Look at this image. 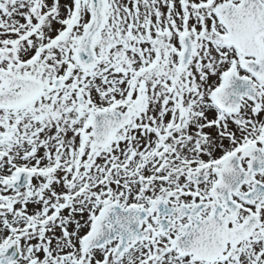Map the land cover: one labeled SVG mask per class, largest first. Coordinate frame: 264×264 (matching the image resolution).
Segmentation results:
<instances>
[{"label":"snow or ice","instance_id":"6c2138e0","mask_svg":"<svg viewBox=\"0 0 264 264\" xmlns=\"http://www.w3.org/2000/svg\"><path fill=\"white\" fill-rule=\"evenodd\" d=\"M0 264H264V0H0Z\"/></svg>","mask_w":264,"mask_h":264}]
</instances>
